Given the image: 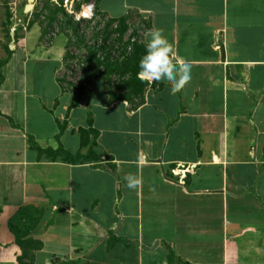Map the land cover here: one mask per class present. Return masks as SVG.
Wrapping results in <instances>:
<instances>
[{
  "label": "crops",
  "instance_id": "1",
  "mask_svg": "<svg viewBox=\"0 0 264 264\" xmlns=\"http://www.w3.org/2000/svg\"><path fill=\"white\" fill-rule=\"evenodd\" d=\"M93 1L135 40L125 89L71 88L34 28L0 62V264H264V0ZM152 28L191 65L175 94L137 77Z\"/></svg>",
  "mask_w": 264,
  "mask_h": 264
},
{
  "label": "rangeland",
  "instance_id": "2",
  "mask_svg": "<svg viewBox=\"0 0 264 264\" xmlns=\"http://www.w3.org/2000/svg\"><path fill=\"white\" fill-rule=\"evenodd\" d=\"M1 4L0 62L6 61L9 57L7 50L17 46L24 34L34 28L40 33L42 44H48L56 36L64 38L68 48L67 67L59 74V79L71 88L80 84L83 74L96 67L107 77L114 75L113 83L125 89L122 72L132 35L126 32L124 22L104 19L96 14L93 20L74 23L65 14L59 0H1ZM68 260L54 259L49 264H64ZM21 261L22 264L33 262L28 256Z\"/></svg>",
  "mask_w": 264,
  "mask_h": 264
},
{
  "label": "clouds",
  "instance_id": "3",
  "mask_svg": "<svg viewBox=\"0 0 264 264\" xmlns=\"http://www.w3.org/2000/svg\"><path fill=\"white\" fill-rule=\"evenodd\" d=\"M172 45L161 28L147 31L144 42V53L137 64V77L142 81L162 82L170 94H175L191 79V65L187 62L174 66L171 56ZM140 181L133 175L125 176V187L135 190Z\"/></svg>",
  "mask_w": 264,
  "mask_h": 264
},
{
  "label": "built area",
  "instance_id": "4",
  "mask_svg": "<svg viewBox=\"0 0 264 264\" xmlns=\"http://www.w3.org/2000/svg\"><path fill=\"white\" fill-rule=\"evenodd\" d=\"M65 14L74 22L81 23L96 18L95 2L93 0H59ZM135 40H131L133 43ZM130 48L127 50L129 51Z\"/></svg>",
  "mask_w": 264,
  "mask_h": 264
},
{
  "label": "trees",
  "instance_id": "5",
  "mask_svg": "<svg viewBox=\"0 0 264 264\" xmlns=\"http://www.w3.org/2000/svg\"><path fill=\"white\" fill-rule=\"evenodd\" d=\"M86 1H89V0H86ZM8 17V16H7ZM51 21H53V18L51 19ZM122 21H120V23H121ZM7 52H8V54L10 55L11 54V51H9V50H7ZM125 71H129V70H123V74L125 73ZM134 77V76H133ZM134 80V78H132L131 79V81H130V84H133L132 83V81ZM28 143H29V147H31V148H35L36 146L33 144V142H32V140L29 138L28 139ZM11 224H12V222H11ZM15 244H17V245H19L20 247L22 246V247H24V246H27V247H33V249L34 248H39L40 247V244L39 243H37V242H25V243H20V242H18V240L17 239H15ZM24 257H27V255L25 254V253H23V255L19 258V260H18V262L19 263H22V261L21 260H23V258ZM64 264H87V263H82V261H80V260H77V259H75V260H68L67 262H65Z\"/></svg>",
  "mask_w": 264,
  "mask_h": 264
},
{
  "label": "water",
  "instance_id": "6",
  "mask_svg": "<svg viewBox=\"0 0 264 264\" xmlns=\"http://www.w3.org/2000/svg\"><path fill=\"white\" fill-rule=\"evenodd\" d=\"M29 1H31V0H29ZM135 244H137V243H135Z\"/></svg>",
  "mask_w": 264,
  "mask_h": 264
}]
</instances>
